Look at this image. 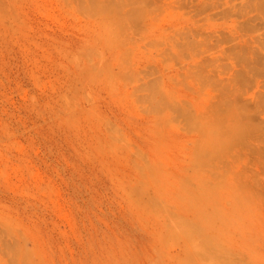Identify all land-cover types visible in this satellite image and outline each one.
I'll return each instance as SVG.
<instances>
[{"label":"rangeland","instance_id":"1","mask_svg":"<svg viewBox=\"0 0 264 264\" xmlns=\"http://www.w3.org/2000/svg\"><path fill=\"white\" fill-rule=\"evenodd\" d=\"M0 264H264V0H0Z\"/></svg>","mask_w":264,"mask_h":264}]
</instances>
